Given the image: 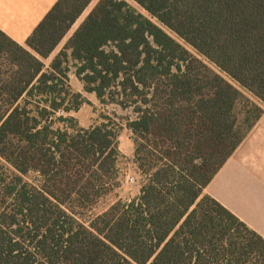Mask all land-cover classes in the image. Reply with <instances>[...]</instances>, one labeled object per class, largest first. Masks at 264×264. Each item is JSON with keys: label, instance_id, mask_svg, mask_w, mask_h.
Listing matches in <instances>:
<instances>
[{"label": "trees", "instance_id": "16d2710c", "mask_svg": "<svg viewBox=\"0 0 264 264\" xmlns=\"http://www.w3.org/2000/svg\"><path fill=\"white\" fill-rule=\"evenodd\" d=\"M92 1L57 0L25 46L0 30V264H264L203 194L264 113V0H98L45 67ZM72 68L131 116L81 127ZM124 128L142 181L109 202Z\"/></svg>", "mask_w": 264, "mask_h": 264}, {"label": "crops", "instance_id": "0c3cea01", "mask_svg": "<svg viewBox=\"0 0 264 264\" xmlns=\"http://www.w3.org/2000/svg\"><path fill=\"white\" fill-rule=\"evenodd\" d=\"M56 2L0 0V30L25 46L27 38ZM66 41L59 44L48 58L50 61ZM203 194L215 199L264 239V113Z\"/></svg>", "mask_w": 264, "mask_h": 264}, {"label": "rangeland", "instance_id": "374dc122", "mask_svg": "<svg viewBox=\"0 0 264 264\" xmlns=\"http://www.w3.org/2000/svg\"><path fill=\"white\" fill-rule=\"evenodd\" d=\"M98 0H93L90 5L87 7V9L83 12V14L80 16V18L75 22V24L72 26L70 31L67 33L65 38L62 40L61 43L66 41L67 38L70 37V35L76 30V28L79 26V24L83 21V19L88 15L90 10L94 7V5L97 3ZM134 8H136L139 12L146 15L144 11H142L136 4H134L131 0H124ZM172 37H174L178 42H180L187 50H189L191 53H194L192 49L184 44L181 40H179L176 36H174L172 33H169ZM61 45V44H60ZM45 64V67L49 66L50 59H46L43 61ZM74 69H71V73L69 74V81L71 86L76 90L82 93V95L89 101V104L84 105L81 107V109L76 112L72 113L71 116L74 117L79 125L82 127H90L93 125L97 119L99 112L106 111L108 113H115L120 119H125L128 116H131L130 110L123 111L119 107L115 105H111L108 107H103L99 104V102L96 100L94 95H89L83 92L82 86L79 83V81L74 76ZM119 150L121 153V158L119 160L118 168H119V178H120V187L117 189V191L109 197V202L115 199L116 197L122 199V200H129L133 197H136L138 195V187H140L142 176L139 174V172L136 170L133 162H132V155H133V145L130 138V133L128 130L124 128L122 131L120 137H119ZM130 179H134L133 182L130 181Z\"/></svg>", "mask_w": 264, "mask_h": 264}, {"label": "built area", "instance_id": "2783aa9c", "mask_svg": "<svg viewBox=\"0 0 264 264\" xmlns=\"http://www.w3.org/2000/svg\"><path fill=\"white\" fill-rule=\"evenodd\" d=\"M130 181H131V182H133V181H134V179H130Z\"/></svg>", "mask_w": 264, "mask_h": 264}]
</instances>
